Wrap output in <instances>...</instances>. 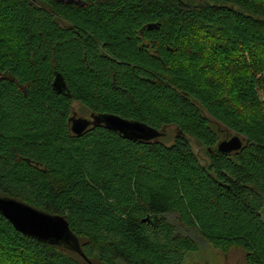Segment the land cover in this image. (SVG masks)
<instances>
[{"label":"trees","instance_id":"16d2710c","mask_svg":"<svg viewBox=\"0 0 264 264\" xmlns=\"http://www.w3.org/2000/svg\"><path fill=\"white\" fill-rule=\"evenodd\" d=\"M78 1L0 0V196L64 216L85 256L0 212V264H191L197 233L264 264V0ZM75 101L176 126L175 138L76 135ZM205 112L243 148L216 151ZM187 134L209 149L208 168Z\"/></svg>","mask_w":264,"mask_h":264},{"label":"water","instance_id":"95a60500","mask_svg":"<svg viewBox=\"0 0 264 264\" xmlns=\"http://www.w3.org/2000/svg\"><path fill=\"white\" fill-rule=\"evenodd\" d=\"M30 1L36 2V0ZM62 1L71 3L76 0ZM77 2L80 3V1ZM1 78H7L11 81L16 79L11 72L2 73ZM53 87L58 93L68 94L69 92L63 76L59 73H56ZM76 114L74 112L69 118L71 130L76 135H81L97 125L117 131L124 138L135 141H155V139L166 134L165 129L159 130L146 125V123H140V121L127 119L113 113H91L90 117ZM243 144L242 136L235 133L231 138L221 140L216 146V151L233 153L241 150ZM0 212L19 232L55 245L65 246L84 255L78 237L72 232L64 216L39 210L25 202L6 196H0ZM159 218L158 215H149L145 217L144 221L156 224Z\"/></svg>","mask_w":264,"mask_h":264},{"label":"rangeland","instance_id":"374dc122","mask_svg":"<svg viewBox=\"0 0 264 264\" xmlns=\"http://www.w3.org/2000/svg\"><path fill=\"white\" fill-rule=\"evenodd\" d=\"M72 107L75 109V112L79 116L90 117V110L82 105L80 102H73ZM205 116H208V121L210 122L211 128L216 132L219 137V142L223 139L231 138L236 132H233L231 128L224 122L221 118L219 119L214 114L209 112H205ZM177 128L176 126H170L166 129V134L164 136L159 137L163 139L165 142H172L174 140V136L176 135ZM189 139L191 148L196 154L199 162L203 164L205 167H209L211 162V154L207 146L203 143V141L197 137L192 136L190 134L186 135ZM218 142V143H219ZM245 143V142H244ZM264 213V209H263ZM169 220L175 224L177 223L175 214H168ZM264 218V217H263ZM184 234H191L188 229H183V227L179 228ZM195 234V232H194ZM197 242H199V250L195 252H189L187 254V261L191 264H248L246 260L245 250L241 246H234L227 251L226 254L217 250L216 247L206 238V236H202L201 233H197L193 235ZM232 238L231 236H229ZM20 259H17L16 263H20Z\"/></svg>","mask_w":264,"mask_h":264},{"label":"flooded vegetation","instance_id":"af4514ba","mask_svg":"<svg viewBox=\"0 0 264 264\" xmlns=\"http://www.w3.org/2000/svg\"><path fill=\"white\" fill-rule=\"evenodd\" d=\"M78 0H76V1H74V2H77ZM80 3H81V1H80ZM90 114V113H89ZM76 115H78V114H76ZM91 115V114H90ZM79 116V115H78Z\"/></svg>","mask_w":264,"mask_h":264}]
</instances>
